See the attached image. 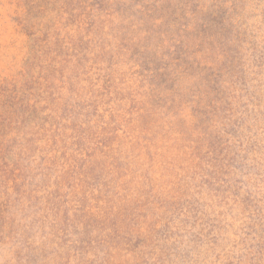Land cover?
Here are the masks:
<instances>
[{"label":"trees","instance_id":"trees-1","mask_svg":"<svg viewBox=\"0 0 264 264\" xmlns=\"http://www.w3.org/2000/svg\"><path fill=\"white\" fill-rule=\"evenodd\" d=\"M18 8L0 264H264V0Z\"/></svg>","mask_w":264,"mask_h":264},{"label":"rangeland","instance_id":"rangeland-1","mask_svg":"<svg viewBox=\"0 0 264 264\" xmlns=\"http://www.w3.org/2000/svg\"><path fill=\"white\" fill-rule=\"evenodd\" d=\"M19 0H0V86L20 70L26 55V37L13 18L21 10Z\"/></svg>","mask_w":264,"mask_h":264}]
</instances>
